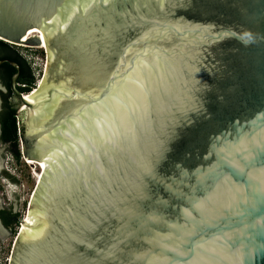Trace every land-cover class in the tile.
Segmentation results:
<instances>
[{"label": "water", "instance_id": "water-1", "mask_svg": "<svg viewBox=\"0 0 264 264\" xmlns=\"http://www.w3.org/2000/svg\"><path fill=\"white\" fill-rule=\"evenodd\" d=\"M0 40L47 61H0L39 179L9 264H264V0H0Z\"/></svg>", "mask_w": 264, "mask_h": 264}, {"label": "rangeland", "instance_id": "rangeland-1", "mask_svg": "<svg viewBox=\"0 0 264 264\" xmlns=\"http://www.w3.org/2000/svg\"><path fill=\"white\" fill-rule=\"evenodd\" d=\"M13 51L27 59L33 69L35 83L38 85L44 75L47 64L45 50L38 47L31 46H14ZM7 51L0 49V56L6 54ZM36 89V87H34ZM0 208L8 207L14 209L19 218L23 219V214L26 210L28 202L31 197L30 189L34 193L39 180L33 175L26 163V157L21 152V161L16 162L11 155L10 149L0 143ZM4 173L15 176L17 182L8 179ZM15 232V230H14ZM15 234L6 236L1 235L0 247H2V254L0 258L4 259L12 254L14 248Z\"/></svg>", "mask_w": 264, "mask_h": 264}, {"label": "flooded vegetation", "instance_id": "flooded-vegetation-1", "mask_svg": "<svg viewBox=\"0 0 264 264\" xmlns=\"http://www.w3.org/2000/svg\"><path fill=\"white\" fill-rule=\"evenodd\" d=\"M25 32H27V31H25ZM28 45H33V44L29 43ZM14 46H17V45H14ZM18 47H21V46H18ZM13 54L20 55L19 52H17V51L9 50L8 53L2 55V56H5L4 57L5 59H3V60L13 61L11 58H9L10 56H13ZM14 62L17 63V65L20 69V75H19V78L17 80V85H16L17 89L19 90L20 85L25 84V82H22V81H25L28 79L30 80L35 75H34V72H33V69H32L30 62L27 59H24L23 61H20V62H18V61H14ZM14 69L16 70V73H17V69L16 68H14ZM11 80H12V77L8 80V74H7L6 69L1 68V66H0V139H1V134H2L1 121H2V117L4 114L11 112L18 119V121L20 120L17 117V113L21 112V109H22L21 108V102L17 98V96L15 95V93L12 89ZM34 89L35 88H32L30 91H24V92H21L20 90L19 91L23 94H29ZM0 143L3 144L1 141H0ZM3 145H5L7 148L11 149V145H9V144H3ZM4 174L8 178L7 173H4ZM8 179H10V178H8ZM19 219L20 218L18 217V215L14 209H11L8 207L0 208V226L6 231V235L7 234L8 235L14 234V230L16 228V225L19 222ZM3 237H4V235H3ZM0 240H2L1 234H0Z\"/></svg>", "mask_w": 264, "mask_h": 264}, {"label": "trees", "instance_id": "trees-1", "mask_svg": "<svg viewBox=\"0 0 264 264\" xmlns=\"http://www.w3.org/2000/svg\"><path fill=\"white\" fill-rule=\"evenodd\" d=\"M0 49L3 51H8L15 49L14 45L4 42L0 40ZM13 51V50H12ZM5 56H0V61L5 59ZM13 61H23V57L18 55V54H13V56H10ZM1 68L6 69L7 74H8V80L16 73V70L11 67L8 63H4ZM25 82L24 87H20L19 90L21 92L24 91H30L32 88L35 87V78L32 77L30 80H25L22 81ZM1 129H2V134H1V139L0 141L3 144H9L11 145V155L15 158L16 162L19 163L21 161V149H20V138H21V130L19 128V121L18 119L14 116L13 113L9 112L7 114H4L2 117L1 121ZM8 178H10L11 181L17 182L15 176L8 174Z\"/></svg>", "mask_w": 264, "mask_h": 264}, {"label": "built area", "instance_id": "built-area-1", "mask_svg": "<svg viewBox=\"0 0 264 264\" xmlns=\"http://www.w3.org/2000/svg\"><path fill=\"white\" fill-rule=\"evenodd\" d=\"M44 50V49H43ZM39 85V84H38ZM38 85H35V87H37ZM20 87H24V85H20ZM21 221H22V219L20 218L19 219V222H18V224L16 225V228H15V232H14V234H15V241H16V238H17V236H18V234H19V232H20V230H21ZM15 241H14V244H15ZM2 247H0V254H2ZM12 255V254H11ZM11 255H9V256H7L6 258H0V264H9V262H10V258H11Z\"/></svg>", "mask_w": 264, "mask_h": 264}, {"label": "bare ground", "instance_id": "bare-ground-1", "mask_svg": "<svg viewBox=\"0 0 264 264\" xmlns=\"http://www.w3.org/2000/svg\"><path fill=\"white\" fill-rule=\"evenodd\" d=\"M20 46H25V45H20ZM39 49H46V41H45V44H44V46H42V47H38ZM35 90V89H34ZM33 90V91H34ZM26 163H27V160H26ZM28 164V163H27ZM0 167H1V164H0ZM37 178V177H36ZM37 180H39L38 178H37ZM0 234L3 236H6V231L0 226Z\"/></svg>", "mask_w": 264, "mask_h": 264}]
</instances>
